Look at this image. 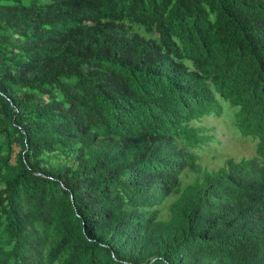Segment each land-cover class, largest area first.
Masks as SVG:
<instances>
[{"label":"trees","instance_id":"1","mask_svg":"<svg viewBox=\"0 0 264 264\" xmlns=\"http://www.w3.org/2000/svg\"><path fill=\"white\" fill-rule=\"evenodd\" d=\"M0 264H264V0H0Z\"/></svg>","mask_w":264,"mask_h":264},{"label":"rangeland","instance_id":"2","mask_svg":"<svg viewBox=\"0 0 264 264\" xmlns=\"http://www.w3.org/2000/svg\"><path fill=\"white\" fill-rule=\"evenodd\" d=\"M142 34H147L141 28ZM222 111L219 115H209L192 122L204 134L210 135V141L194 149L196 162L202 168L217 169L222 166L227 158H250L256 154L257 140L249 136L239 134L233 118V110L222 102ZM194 173L187 171L184 174V182H190Z\"/></svg>","mask_w":264,"mask_h":264}]
</instances>
